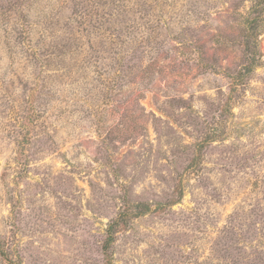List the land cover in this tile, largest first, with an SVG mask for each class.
I'll list each match as a JSON object with an SVG mask.
<instances>
[{
    "label": "rangeland",
    "instance_id": "374dc122",
    "mask_svg": "<svg viewBox=\"0 0 264 264\" xmlns=\"http://www.w3.org/2000/svg\"><path fill=\"white\" fill-rule=\"evenodd\" d=\"M0 264H264V0H0Z\"/></svg>",
    "mask_w": 264,
    "mask_h": 264
}]
</instances>
